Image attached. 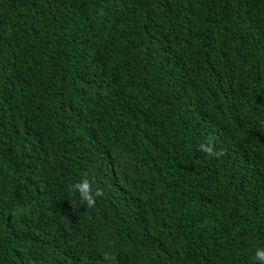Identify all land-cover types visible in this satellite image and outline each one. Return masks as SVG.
I'll use <instances>...</instances> for the list:
<instances>
[{
  "label": "trees",
  "instance_id": "1",
  "mask_svg": "<svg viewBox=\"0 0 264 264\" xmlns=\"http://www.w3.org/2000/svg\"><path fill=\"white\" fill-rule=\"evenodd\" d=\"M261 248L264 0H0V264Z\"/></svg>",
  "mask_w": 264,
  "mask_h": 264
},
{
  "label": "clouds",
  "instance_id": "2",
  "mask_svg": "<svg viewBox=\"0 0 264 264\" xmlns=\"http://www.w3.org/2000/svg\"><path fill=\"white\" fill-rule=\"evenodd\" d=\"M199 149L209 157L215 156L218 158L225 154L223 150L218 151L216 149L214 136L208 137L206 142L201 143ZM69 191L72 194L78 193L80 200L85 202L88 207H94L96 204V198L103 197L105 194L103 189L99 186L95 188L93 187V180L88 178V173H85L84 178L79 182L71 185ZM255 259L259 261L260 264H264V248L257 249Z\"/></svg>",
  "mask_w": 264,
  "mask_h": 264
}]
</instances>
